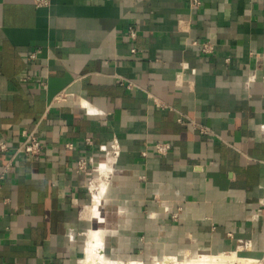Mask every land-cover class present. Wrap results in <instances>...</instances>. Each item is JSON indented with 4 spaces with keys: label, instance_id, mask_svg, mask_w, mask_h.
I'll return each mask as SVG.
<instances>
[{
    "label": "crops",
    "instance_id": "0c3cea01",
    "mask_svg": "<svg viewBox=\"0 0 264 264\" xmlns=\"http://www.w3.org/2000/svg\"><path fill=\"white\" fill-rule=\"evenodd\" d=\"M25 131L45 151L3 182L0 264H81L90 231L114 263L261 262L264 0H0V144Z\"/></svg>",
    "mask_w": 264,
    "mask_h": 264
},
{
    "label": "built area",
    "instance_id": "2783aa9c",
    "mask_svg": "<svg viewBox=\"0 0 264 264\" xmlns=\"http://www.w3.org/2000/svg\"><path fill=\"white\" fill-rule=\"evenodd\" d=\"M54 0H35V6L37 8H49L52 5V2ZM188 6L191 10L195 11L199 9L202 4L203 0H187ZM126 38L129 41L134 42L137 38V30L133 26H129L127 29V35ZM212 48L209 45H203L202 46V52L205 54H209L211 52ZM132 55L136 54V50L132 49L131 51ZM36 59V54H32L30 56V60L33 61ZM186 71L187 67L182 68ZM182 77H178L177 79V85H179L182 88ZM121 85L123 87H126L127 89H132L134 85L129 82H125L124 80H121ZM68 95H61L58 99L59 102L65 101ZM204 132V131H202ZM67 148L71 149V145H67ZM154 151L158 155H167L172 150V146L170 143L165 142H157L153 146ZM9 145L5 142L0 144V154H10L13 155L9 159V162L7 163L6 167L0 172V190L2 189L3 182L7 178V176L10 174L12 168H13V162L16 159L17 156L23 155L27 157L30 160H35L42 156V154L45 151V145L41 139V137L38 135L36 131H25L22 134V142L21 145L14 151L11 152ZM98 164L95 163L92 159H80L77 163V172L78 173H84L85 175L92 177L93 173L97 174ZM260 213V211H258ZM245 249V247H243ZM261 262L264 263V260H261Z\"/></svg>",
    "mask_w": 264,
    "mask_h": 264
},
{
    "label": "bare ground",
    "instance_id": "6f19581e",
    "mask_svg": "<svg viewBox=\"0 0 264 264\" xmlns=\"http://www.w3.org/2000/svg\"><path fill=\"white\" fill-rule=\"evenodd\" d=\"M110 169L107 165L103 166ZM106 174V173H105ZM104 232L90 231L87 239L86 257L81 264H111L104 256ZM168 264H260V261H254L244 258H239L236 254H220L216 256L199 255L187 262H179L175 258L167 259ZM141 264V263H130Z\"/></svg>",
    "mask_w": 264,
    "mask_h": 264
},
{
    "label": "rangeland",
    "instance_id": "374dc122",
    "mask_svg": "<svg viewBox=\"0 0 264 264\" xmlns=\"http://www.w3.org/2000/svg\"><path fill=\"white\" fill-rule=\"evenodd\" d=\"M96 173H93V176L92 177H90L91 178V180L89 181V186H90V184H91V181L96 177ZM95 226H98L97 224H95ZM99 227V226H98ZM95 229H97V227H95ZM238 256V255H237ZM240 256V255H239ZM238 256V257H239ZM105 257L110 261V263L111 264H120V262H116V263H114V262H112L106 255H105ZM196 256H191V257H182V258H175L176 260H178L179 262H187V261H190V260H192V259H194ZM174 258V257H173ZM239 258H242V257H239ZM169 259H171V258H169ZM153 264H168L167 263V259H162V260H159V261H157V262H154ZM260 264H264L263 262H261Z\"/></svg>",
    "mask_w": 264,
    "mask_h": 264
}]
</instances>
